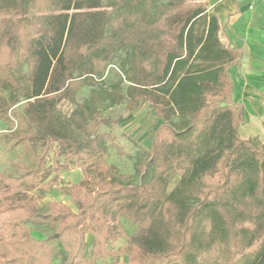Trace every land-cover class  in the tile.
<instances>
[{
	"label": "trees",
	"instance_id": "obj_1",
	"mask_svg": "<svg viewBox=\"0 0 264 264\" xmlns=\"http://www.w3.org/2000/svg\"><path fill=\"white\" fill-rule=\"evenodd\" d=\"M205 10L184 0H0V83L23 94L14 121L3 118L16 126L3 132L8 147L21 154L15 175L0 173V264H86L85 234L103 251L119 213L137 224L122 248L128 264H264V144L239 135L243 108L231 102L226 72L235 54ZM117 49L127 52L119 82L98 87L88 74L102 78ZM23 65L24 87L13 73ZM73 84L96 85L71 115L84 132L112 124L100 116L104 101L149 103L160 123L134 164L138 181L108 169L109 133L79 140L58 118ZM30 121L41 128L38 149ZM54 142L82 173L69 189L78 212L24 195L67 166L46 164ZM35 225L51 233L36 239Z\"/></svg>",
	"mask_w": 264,
	"mask_h": 264
},
{
	"label": "rangeland",
	"instance_id": "obj_2",
	"mask_svg": "<svg viewBox=\"0 0 264 264\" xmlns=\"http://www.w3.org/2000/svg\"><path fill=\"white\" fill-rule=\"evenodd\" d=\"M200 3L201 0H184L186 6ZM203 3V2H201ZM30 15V14H28ZM16 17V16H15ZM138 36L141 34L136 33ZM127 54L126 49H117L113 53V58L104 69L103 77L99 75L88 74L92 76L95 81L105 89L110 90L112 84L119 82L118 73L121 66V60ZM16 80H18L20 86L24 87L25 82L23 76H26L27 68L23 65L20 73L13 72ZM79 73V71H78ZM75 72V76L78 75ZM87 76V74L83 75ZM79 78L78 76L76 79ZM89 80V79H88ZM101 80V81H100ZM123 89L126 90L127 82H120ZM91 88H96V85H84L77 87L76 84L71 86V90L74 92V101L62 100L57 105V116L67 126L69 134L76 139L84 140L94 137L95 133L106 132L109 133V138L106 142L108 147L106 163L108 169L114 175H132L134 180H139V175L135 174L134 164L138 159H142L144 156L141 149L149 148L153 138L154 129L160 120L154 115V111L147 101H142L136 109H130L126 102L110 104L108 101H104L100 107V116L103 118H109L112 122L111 125H106L103 121L98 120V124L91 125L87 131L84 132L81 129H77L71 123V115L78 104H83L89 97ZM20 88L4 85L0 83V111L4 108L7 110L1 111L0 115V173L16 174L15 162L17 156L21 154V149H10V136L3 133L5 131L12 132L16 126L9 127L4 123V112L8 118L14 121V112L22 111L21 100L23 94L19 92ZM17 104H15V101ZM114 121V122H113ZM249 122L247 125H243L239 130V135L242 139L254 138L264 144V130L260 126L259 120H256L251 126ZM30 125L33 128L34 138L33 144L38 149L40 147V140L36 133L41 128L35 123L30 121ZM97 131V132H96ZM53 150L50 151V155L47 160V165L67 163L66 167L60 168L58 171L50 173L47 178L39 185L26 189L24 195L32 197L37 201L40 207H45V204L50 201H61L74 212H78V206L71 202L69 189L76 183L82 181V173L75 163L67 159L65 155L57 151V142L53 144ZM178 177H175L170 185L171 188ZM29 223L24 225L28 228ZM116 229V238L107 239L103 251H99L94 248V235L91 232L85 234V263L86 264H128V254L122 251L123 246L127 243L129 237L135 232L137 224L126 221L122 214L119 213L117 220L114 222ZM87 228L91 229V225H87ZM51 231L44 225H35L30 227L29 234L36 239L45 238ZM128 256V257H127Z\"/></svg>",
	"mask_w": 264,
	"mask_h": 264
},
{
	"label": "crops",
	"instance_id": "obj_3",
	"mask_svg": "<svg viewBox=\"0 0 264 264\" xmlns=\"http://www.w3.org/2000/svg\"><path fill=\"white\" fill-rule=\"evenodd\" d=\"M208 17L218 23L217 38L235 54L227 67L231 102L241 105L251 126L264 119V0H201ZM253 4L250 9L249 5ZM239 127V130L241 129ZM263 129V128H262Z\"/></svg>",
	"mask_w": 264,
	"mask_h": 264
},
{
	"label": "built area",
	"instance_id": "obj_4",
	"mask_svg": "<svg viewBox=\"0 0 264 264\" xmlns=\"http://www.w3.org/2000/svg\"><path fill=\"white\" fill-rule=\"evenodd\" d=\"M257 0H252V3L255 2ZM251 3V5H249V8L251 9L253 7V4Z\"/></svg>",
	"mask_w": 264,
	"mask_h": 264
}]
</instances>
